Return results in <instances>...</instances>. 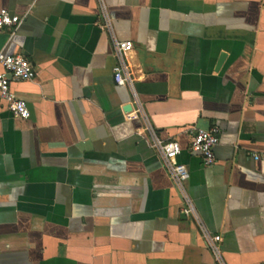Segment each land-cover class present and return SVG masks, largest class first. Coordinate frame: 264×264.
<instances>
[{
	"label": "crops",
	"instance_id": "0c3cea01",
	"mask_svg": "<svg viewBox=\"0 0 264 264\" xmlns=\"http://www.w3.org/2000/svg\"><path fill=\"white\" fill-rule=\"evenodd\" d=\"M2 7L23 20L0 50L36 75L11 85L28 119L0 108V264H220L146 123L180 143L185 189L222 238V264H264V0ZM116 40L133 43L126 85L114 78ZM212 126L205 165L189 141Z\"/></svg>",
	"mask_w": 264,
	"mask_h": 264
},
{
	"label": "built area",
	"instance_id": "2783aa9c",
	"mask_svg": "<svg viewBox=\"0 0 264 264\" xmlns=\"http://www.w3.org/2000/svg\"><path fill=\"white\" fill-rule=\"evenodd\" d=\"M22 20V15L13 14L6 7L0 8V34L5 29L17 27ZM132 47L133 43L130 40L115 41L116 53L120 58L121 64L115 67L114 78L119 85H126L131 82L123 58ZM0 64L3 67V70L0 71V108L5 107L14 117L26 120L31 115L28 103L16 95L11 85L14 81L33 79L36 75L35 69L24 55L7 54L2 50H0ZM137 114L129 113L126 117L131 119L136 117ZM146 130L151 136L152 146L161 154L168 173L183 198L184 206L182 211L197 219L206 243L213 249L217 260L222 264L219 256V248L216 246V243L220 242L222 238L220 235H212L204 227L185 189L184 182L189 177V170L185 164L177 161V156L181 152L180 143L175 139H161L148 123H146ZM219 132L218 127L212 126L209 128H198L191 134L189 149L198 154L205 165L214 164L216 161L214 148L219 142Z\"/></svg>",
	"mask_w": 264,
	"mask_h": 264
},
{
	"label": "water",
	"instance_id": "95a60500",
	"mask_svg": "<svg viewBox=\"0 0 264 264\" xmlns=\"http://www.w3.org/2000/svg\"><path fill=\"white\" fill-rule=\"evenodd\" d=\"M224 57H225V54L221 55V57H220V59H219V63H218V65H220V64L222 63ZM127 108L130 109L131 107L128 106Z\"/></svg>",
	"mask_w": 264,
	"mask_h": 264
}]
</instances>
